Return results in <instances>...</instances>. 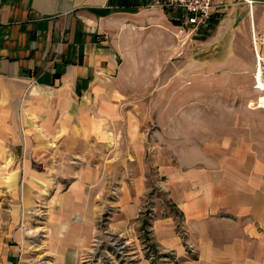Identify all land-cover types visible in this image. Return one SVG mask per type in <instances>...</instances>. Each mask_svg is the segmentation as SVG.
<instances>
[{
  "label": "crops",
  "instance_id": "0c3cea01",
  "mask_svg": "<svg viewBox=\"0 0 264 264\" xmlns=\"http://www.w3.org/2000/svg\"><path fill=\"white\" fill-rule=\"evenodd\" d=\"M211 10L216 26L196 40L156 0H0V182L43 184L35 249L48 264H91L83 257L102 228L153 264L142 218L164 257L156 264H264V110H236L218 127L206 107L215 52L264 60V0ZM184 36L190 101L204 110L180 109L181 64L163 62L182 54ZM168 66L177 88L165 107L150 88ZM36 198L12 197L3 262L29 264L19 218Z\"/></svg>",
  "mask_w": 264,
  "mask_h": 264
},
{
  "label": "rangeland",
  "instance_id": "374dc122",
  "mask_svg": "<svg viewBox=\"0 0 264 264\" xmlns=\"http://www.w3.org/2000/svg\"><path fill=\"white\" fill-rule=\"evenodd\" d=\"M208 25L205 26L202 30L197 31L195 35L196 40H202L208 37L214 30V28H208ZM184 29V28H182ZM179 32V30L177 29ZM187 36L182 37L181 41V47L182 51L180 56L176 55H169L163 62L170 63V65H173V63L181 64V79L184 83H182V86L179 88L181 91V107L180 109L184 110H204L205 105L202 103H198V106L200 108L195 107L197 102H191L190 98L195 95L193 92L194 89L192 86L189 85L192 77L189 76V71L185 70L184 68H188V64L191 61L190 55H187L185 53V50H188V44H187ZM195 51L198 48L197 46L194 47ZM219 50V49H218ZM217 50V51H218ZM223 49H220L218 52H215L213 56H211V60L213 61V70L211 73V78L214 82L213 86L211 88H207L206 93H210L212 95V103L207 104V111L208 108L211 107L212 109V115H213V124L215 126L221 127L225 126L226 124H230L231 122H234V118H232L236 112V110H252L253 108L258 107L255 103L258 99V97L261 94H264V60H260L258 62V57L254 55L249 54H243V55H224L222 54ZM195 54V53H194ZM150 58H156L155 55H150ZM260 59V58H259ZM238 64H242L244 71L238 68ZM260 63V64H259ZM240 66V65H239ZM260 67V71L258 72V69ZM128 73L127 69L120 72L121 78H124V76ZM154 78L157 80H152L154 82V86L150 89H160L162 92V96L165 97V107L169 106L170 103H168L171 98L169 97L172 95L173 89H176L177 87H172V78H173V70L172 67L163 69L159 72H153ZM118 77V76H117ZM228 80V86H224L225 82ZM152 82V83H153ZM151 84V83H150ZM238 84V85H237ZM157 85H160L159 87ZM202 91L204 92L203 88ZM202 92V93H203ZM152 92H150L151 94ZM238 96V97H237ZM241 96H244L245 102H238L239 99H241ZM239 98V99H238ZM242 100V99H241ZM253 104H250V103ZM259 109L264 110V107L259 106ZM252 118H249L247 116L244 117L243 120L240 119V121L248 122L251 121ZM40 156H44V152L41 153ZM21 159H23V154L21 156ZM7 175V172H5ZM9 176H5L4 182H0V264H8L7 260L3 262L4 258V251L6 254V249L10 248V244L6 240H8V231L13 225V219L11 207L13 206L14 201H12V197L14 194H17V196L23 195L24 192H29L32 196L34 193V199L37 196L44 195L43 190V184L37 186H41V188H33L32 185L27 184L23 182V176L21 178V181L19 182H8ZM31 188H29V186ZM33 191V193H32ZM42 194V195H41ZM153 195L155 198V204L158 207L168 209L169 204L164 198L163 193L160 191H153ZM41 198V197H37ZM36 202H34V208L30 210L32 213H26L24 215H20L19 222L20 225L24 223L25 225V231L23 232V236H21V240L24 239V242L26 241V244H30L29 250H31V253L29 252V264H48L46 262V258H43L42 255H40V250L35 249L37 244V238L42 237V235H38L36 233L37 230H42L44 227H42L45 221V216L42 206V200L37 199ZM27 225V226H26ZM148 226V225H147ZM146 226V227H147ZM24 228V227H23ZM148 228V227H147ZM147 228H145L144 233H142L143 236H141V239L144 240L145 246L147 247L146 254L147 255H153L154 263L156 264L157 257L156 254V248L153 247V244L150 240L149 234H147ZM41 233V232H40ZM3 236H6L4 238L5 241H2ZM13 242V241H10ZM9 242V243H10ZM7 243V244H6ZM31 248V249H30ZM27 260V261H28Z\"/></svg>",
  "mask_w": 264,
  "mask_h": 264
},
{
  "label": "built area",
  "instance_id": "2783aa9c",
  "mask_svg": "<svg viewBox=\"0 0 264 264\" xmlns=\"http://www.w3.org/2000/svg\"><path fill=\"white\" fill-rule=\"evenodd\" d=\"M156 2L170 9L179 22V31H182L185 25H189L192 30L205 28L213 7V0H156ZM149 256L154 260L153 255ZM83 258L91 261V264H137L128 241L119 235L108 233L105 228L93 238L90 249ZM163 258L159 260L162 261Z\"/></svg>",
  "mask_w": 264,
  "mask_h": 264
},
{
  "label": "trees",
  "instance_id": "16d2710c",
  "mask_svg": "<svg viewBox=\"0 0 264 264\" xmlns=\"http://www.w3.org/2000/svg\"><path fill=\"white\" fill-rule=\"evenodd\" d=\"M215 25V22L213 20H211V18L208 21V28H213ZM203 29V28H202ZM199 29V30H202ZM148 225V220L146 218H142V222H141V228L145 230V228H147L146 226Z\"/></svg>",
  "mask_w": 264,
  "mask_h": 264
},
{
  "label": "bare ground",
  "instance_id": "6f19581e",
  "mask_svg": "<svg viewBox=\"0 0 264 264\" xmlns=\"http://www.w3.org/2000/svg\"><path fill=\"white\" fill-rule=\"evenodd\" d=\"M259 57H258V62H259ZM260 63H261V60H260ZM259 63V64H260ZM260 71V67H259V69H258V72ZM256 104H257V106H262V107H264V94H261L259 97H258V99H257V101L255 102ZM250 104H253L252 102L250 103Z\"/></svg>",
  "mask_w": 264,
  "mask_h": 264
}]
</instances>
